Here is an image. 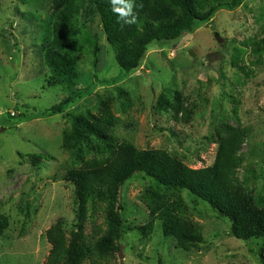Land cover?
<instances>
[{"label": "rangeland", "instance_id": "obj_1", "mask_svg": "<svg viewBox=\"0 0 264 264\" xmlns=\"http://www.w3.org/2000/svg\"><path fill=\"white\" fill-rule=\"evenodd\" d=\"M0 4V217L7 219L0 264H45L52 250L47 231L58 221L68 234L77 230L75 185L68 172L81 166L75 149L88 160L100 143L89 138L72 146L68 136L75 116L103 120L110 114L117 143L166 151L192 169L214 164L226 132L244 131L239 179L264 206V0L221 10L211 23L177 42L153 44L133 74L120 69L89 0L69 41L79 75L73 85L55 84L45 58L54 34L53 2ZM161 95L165 109L159 105ZM66 99L72 103L62 113H47ZM147 190L182 198L203 243L186 250L165 237L143 200ZM118 210L124 240L107 258L113 263L264 264V239L237 240L230 220L209 204L187 190H169L144 173L121 187ZM106 230L104 208L91 211L85 222L87 245L95 247Z\"/></svg>", "mask_w": 264, "mask_h": 264}, {"label": "trees", "instance_id": "obj_2", "mask_svg": "<svg viewBox=\"0 0 264 264\" xmlns=\"http://www.w3.org/2000/svg\"><path fill=\"white\" fill-rule=\"evenodd\" d=\"M56 18L51 43L46 44L45 58L53 72L55 84H76L79 79L77 63L69 56L73 45L69 41L77 33L80 10L89 0H51ZM247 0H134L132 14L135 23L127 24L113 11L111 0H91L90 9L101 18L103 31L112 46L115 59L126 74L137 72L149 48L155 43L177 42L186 34H193L198 26L211 23L221 10L234 11ZM209 4V9L204 4ZM119 7L120 5H115ZM1 7V4H0ZM87 10V9H86ZM85 10V12H86ZM84 12V13H85ZM91 14V11L88 13ZM131 18V17H129ZM94 48L95 64L100 52ZM97 80V73H94ZM72 103L66 99L49 114H60ZM160 108L166 107L164 95L159 99ZM75 116L68 141L74 147L89 138L98 141L97 152L85 159L76 150L80 167L68 172L75 185V203L78 221L76 231L68 234L61 221L47 231L52 245L45 264H118L107 258L119 251L124 240L122 217L118 210L121 187L135 174L144 173L169 190H187L209 204L231 222V233L240 241L264 239V206L255 203L253 196L239 179L242 160L239 151L245 132L232 130L219 138L215 162L203 169H192L177 157L163 150H141L128 141L117 143L112 136L115 120L109 115L103 120ZM100 145H102V153ZM71 147V145H69ZM151 217L161 222L167 238L177 240L181 248L190 250L203 243L197 224L189 215L182 198L165 197L155 190L143 194ZM104 208L106 235L95 247L90 248L85 239V222L91 211ZM7 226V219L0 217V236Z\"/></svg>", "mask_w": 264, "mask_h": 264}, {"label": "clouds", "instance_id": "obj_3", "mask_svg": "<svg viewBox=\"0 0 264 264\" xmlns=\"http://www.w3.org/2000/svg\"><path fill=\"white\" fill-rule=\"evenodd\" d=\"M114 5L113 11L120 17V20L127 24L135 23V16L132 14L134 0H111ZM115 5H120L116 7ZM131 17V18H129Z\"/></svg>", "mask_w": 264, "mask_h": 264}, {"label": "water", "instance_id": "obj_4", "mask_svg": "<svg viewBox=\"0 0 264 264\" xmlns=\"http://www.w3.org/2000/svg\"><path fill=\"white\" fill-rule=\"evenodd\" d=\"M215 38L219 44H223L224 41L218 33L215 34Z\"/></svg>", "mask_w": 264, "mask_h": 264}]
</instances>
